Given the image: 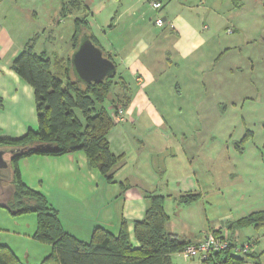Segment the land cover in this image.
Segmentation results:
<instances>
[{
  "label": "crops",
  "instance_id": "0c3cea01",
  "mask_svg": "<svg viewBox=\"0 0 264 264\" xmlns=\"http://www.w3.org/2000/svg\"><path fill=\"white\" fill-rule=\"evenodd\" d=\"M62 1L68 2L63 13ZM72 1L78 7L70 6L69 0H0V140L18 139L28 129L37 127L34 89L12 68L13 58L34 38L31 41L36 53L45 51L51 59L58 57L64 60L73 51L70 37L74 30V17L87 16L91 32L116 63L117 76L111 94L126 99L128 115L135 106L145 103V90L156 88V83L157 88L169 90L179 86L178 77L172 79L171 75L168 81H161L159 74L169 67L166 56L171 60L174 52L177 57L184 58L205 43L186 19L179 14L172 15L173 0H160L162 7L154 10L156 16L148 17V20L144 15L150 9L148 0ZM157 16L165 21L162 27L153 24ZM121 23L123 31L113 35V30ZM62 38L67 39L64 44L60 43ZM51 68L55 70L54 65ZM128 115L124 121L115 123L107 135L111 152L123 154L112 183H108L97 169L89 168L83 151L60 156L34 154L17 162L23 183L42 193L57 210L65 231L82 240L90 238L95 226L106 227L116 234L121 221L125 220L131 243L138 245L133 234V220L142 218L145 213L148 206L145 192L157 191L140 187L147 176L154 180L148 174L150 171L141 163L137 166L136 163L128 164L126 160L129 150L135 145H139L137 153L142 150L137 135L130 133V125L134 123ZM149 121L154 124L153 119ZM185 135L183 132L182 136ZM180 145L184 146L183 142ZM4 157L9 160L8 154ZM9 170L5 177L2 175L4 183L0 181V245L8 246L22 264H39L50 254L51 246L33 238L37 227L34 213L12 214L4 207L13 192ZM164 210L169 214L165 206ZM63 215L67 224L63 223ZM212 226L210 223V229ZM167 228L172 234L190 242L201 240L206 233L195 236L181 234L173 228L170 219ZM231 239L234 243L243 242L236 235H231ZM258 260L261 264L260 256ZM250 262L254 264L253 260ZM171 264H197V259L176 252L171 255Z\"/></svg>",
  "mask_w": 264,
  "mask_h": 264
},
{
  "label": "rangeland",
  "instance_id": "374dc122",
  "mask_svg": "<svg viewBox=\"0 0 264 264\" xmlns=\"http://www.w3.org/2000/svg\"><path fill=\"white\" fill-rule=\"evenodd\" d=\"M173 1L172 15L186 19L205 43L184 58L166 56L161 81L171 75L179 86L169 90L156 83L145 90V103L131 115L126 111L142 149L132 147L126 160L150 171L154 180L147 176L140 187L164 195L173 228L195 236L211 230L210 223L213 229L264 210V0ZM149 8L146 20L156 16ZM113 31H123V24ZM187 190L196 199L180 203L178 195ZM229 232L239 241L256 240L252 248L264 263V226Z\"/></svg>",
  "mask_w": 264,
  "mask_h": 264
},
{
  "label": "trees",
  "instance_id": "16d2710c",
  "mask_svg": "<svg viewBox=\"0 0 264 264\" xmlns=\"http://www.w3.org/2000/svg\"><path fill=\"white\" fill-rule=\"evenodd\" d=\"M67 5L68 2L62 1V13ZM69 5L78 7L72 0ZM73 25L72 50L84 35L103 50L89 28L86 15L74 17ZM31 40L13 58L12 68L34 89L37 127L28 129L18 139H1L0 148L17 150L9 156L13 192L4 207L12 214L34 213L37 227L33 238L51 246L50 254L39 264H171V255L181 252L189 241L168 230L169 216L164 210L162 193L145 192L148 206L142 218L133 220V234L138 242L134 246L125 220L116 234L106 227L95 226L88 240L72 235L65 231L57 210L47 198L23 183L17 162L34 154L60 156L83 151L89 168L97 169L108 183L114 181L123 158V154L111 152L107 139L115 124L112 108L120 101L116 94H111L117 73L95 82L79 81L71 70V54L64 60L51 59L45 51L36 53ZM103 54L113 60L104 50ZM178 196L180 203L187 204L197 194L188 192ZM244 225L264 226V210L227 221L229 229ZM220 257L222 264H242L248 260L259 264L255 252L243 256L225 252ZM0 264L22 263L8 246L0 245Z\"/></svg>",
  "mask_w": 264,
  "mask_h": 264
},
{
  "label": "built area",
  "instance_id": "2783aa9c",
  "mask_svg": "<svg viewBox=\"0 0 264 264\" xmlns=\"http://www.w3.org/2000/svg\"><path fill=\"white\" fill-rule=\"evenodd\" d=\"M149 6L153 10H159L162 7L160 0H148ZM165 21L161 16L155 18L154 24L162 27ZM112 119L115 123L124 121L126 110L118 103L111 111ZM254 240L248 239L241 243L232 242L227 224L219 225L208 232L197 242H187L182 253L187 257L197 259V264H222L221 255L227 252L229 255H248L251 252ZM242 264H252L249 260Z\"/></svg>",
  "mask_w": 264,
  "mask_h": 264
},
{
  "label": "water",
  "instance_id": "95a60500",
  "mask_svg": "<svg viewBox=\"0 0 264 264\" xmlns=\"http://www.w3.org/2000/svg\"><path fill=\"white\" fill-rule=\"evenodd\" d=\"M71 70L75 78L88 83L103 80L116 72V65L103 50L87 36H81L76 48L70 55ZM16 149L0 148V173L3 177L10 170L9 160L4 155L13 154Z\"/></svg>",
  "mask_w": 264,
  "mask_h": 264
}]
</instances>
